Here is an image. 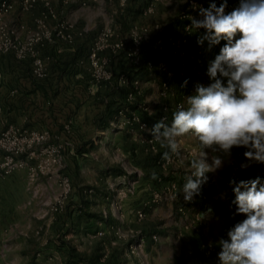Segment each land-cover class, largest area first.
<instances>
[{"label":"rangeland","instance_id":"obj_1","mask_svg":"<svg viewBox=\"0 0 264 264\" xmlns=\"http://www.w3.org/2000/svg\"><path fill=\"white\" fill-rule=\"evenodd\" d=\"M8 1L13 9L1 21L14 28L23 42L33 36L31 31H46V28L53 31L58 24H73L75 33L87 30L92 35L93 48L104 45L102 38L106 29H111L115 38L128 39L131 43L133 28H148L152 40L142 44L139 65L131 66L123 53L102 47L98 56L106 58L107 64L101 62L95 67L89 55L78 65L86 70V75L73 71L63 75L77 79V86L70 93L76 98L69 99L62 94L55 100L56 114L51 115L52 119L48 116L47 124L41 119L32 122L37 129L49 130L48 125L54 130L59 126L60 131L50 129L51 135L47 133L43 147L37 146V155L29 162L31 168H27L31 172L29 189L12 184L6 189L0 188V263L219 264L217 253L221 249L217 241L221 237L228 239L227 230L246 218L242 214L232 215L235 194L234 185L229 181L235 178L238 183L259 177L264 183V163L249 161L243 155L247 150L244 147L234 146L230 154L217 152L222 158V167L207 173L208 180L201 186L200 194L186 202L179 191L189 162L200 151L195 137L185 134L178 138L179 156L170 153V160H156L154 156L169 150L159 142L152 148L148 130L126 123L136 113L149 120L148 129H151L169 108L171 117L166 123L170 124L177 104L186 106V97L195 93L196 83H210L206 69L215 57V47L209 51L206 41L202 53L198 48L197 52L191 49L186 55H180L172 52L170 40H181L185 33L182 22L190 16L202 18L199 8L209 7L212 0H188L187 3L180 0H171V3L170 0H37L29 9L24 8L23 0ZM222 2L215 0L217 6ZM239 2L227 0L225 11L233 10ZM49 8L55 16L41 18ZM160 38L162 49L154 45ZM50 43L46 40L39 46L48 67V78L57 74L52 70ZM153 59L166 60L174 70L165 93L161 85L164 74H156L145 66L147 60ZM197 66H201L200 73L194 75L192 72ZM123 72L142 85V92L134 100L127 99L137 105L114 113L111 118L106 116L104 129L94 127V117L105 109L108 100L112 110H116L123 102L122 92L126 90L122 89H128V94L134 90L131 84H119ZM182 72L194 77L192 85L181 86ZM68 88L63 83L61 88L58 86L50 92L59 94ZM27 101L31 105L39 102V107L42 104L41 99ZM3 112L2 107L0 124L4 126L10 120L4 121ZM23 119L25 116L19 121L22 124ZM47 146L60 147L51 155L42 152ZM205 151L211 162L213 153L210 149ZM56 156L62 159L55 160ZM241 164L248 167L241 168ZM67 174L73 190L62 199L60 179ZM59 200H63V208L54 211ZM138 211L143 217L138 216ZM60 221L67 223L64 232L58 229ZM70 249L78 257L72 259Z\"/></svg>","mask_w":264,"mask_h":264},{"label":"clouds","instance_id":"obj_2","mask_svg":"<svg viewBox=\"0 0 264 264\" xmlns=\"http://www.w3.org/2000/svg\"><path fill=\"white\" fill-rule=\"evenodd\" d=\"M226 7L227 0L220 6L212 0L209 7L199 8L202 18H188L193 29H205L197 43L207 41L209 51L225 41L208 62L210 83H196L195 93L186 97V106H177L170 124L164 117L147 129L169 150L162 155L165 160L171 159L170 153L180 155L179 137L191 134L198 142L200 151L189 162L179 191L186 202L200 194L207 173L222 167V158L215 153L230 154L234 146L244 147L249 161L264 163V0H240L228 12ZM181 86H187V79ZM205 149L213 153L211 162ZM229 183L235 194L232 215L246 218L227 230L228 239L217 241L219 264H264V183L259 177L238 183L232 178Z\"/></svg>","mask_w":264,"mask_h":264},{"label":"built area","instance_id":"obj_3","mask_svg":"<svg viewBox=\"0 0 264 264\" xmlns=\"http://www.w3.org/2000/svg\"><path fill=\"white\" fill-rule=\"evenodd\" d=\"M37 0H23L24 8L29 9L34 5ZM13 9V5L8 0H3L0 3V54L7 52H14L18 59L23 60L27 57H31L33 59L32 66V75L38 79H45L48 77V67L46 64V60L42 58L39 53V46L44 45L46 40L53 41L54 36L61 37L65 39L67 42L72 43L74 40V25L73 24H58L56 28L52 31L46 28V25H42L46 28V31L43 29L35 31H31L33 36L28 39V41L23 42L20 40L17 31L14 28H10L6 23L2 22L1 19L4 15L10 12ZM49 16L54 17L55 13L49 8L47 12H44L41 18H48ZM42 20H40L41 26ZM24 28V26H21ZM200 29H193L191 24H187L185 26V33L181 40H174L171 38V44L175 48V53H179L180 55H186L187 52L183 49L184 44L187 43L188 38L193 32L199 31ZM104 49H110L114 52L123 53L125 58L128 60V64L131 66L139 65L141 63L140 52L142 44L146 42H150L152 40V36L150 34V30L148 28L139 29L137 27L133 28L131 31V38L128 43V39L115 38L114 32L111 29H106L104 31L103 36ZM206 42V41H205ZM154 45L160 49L163 47V39H157L154 41ZM215 46H218L215 45ZM214 46V47H215ZM102 47H92L90 53V59L93 66L97 67L99 64L104 63L107 64L108 60L106 58L101 59L98 56L99 50H102ZM199 53H202L204 50L202 49L203 45H200ZM102 62V63H101ZM145 66L150 70H157L159 73H163L165 79L162 80L163 93L168 89V84L172 76H174V70L170 67L169 63L166 60H161L159 62H155L153 60H147ZM184 72H182V75ZM99 77V74H97ZM186 78L183 80V82ZM119 84L121 86H126L127 84H131L134 90L128 94V100H134L136 95L142 92V85L138 79L129 78L128 74L123 72L119 77ZM188 85V79H187ZM120 86V87H121ZM178 105H183L182 103H178ZM176 106V109H177ZM2 110V106L0 104V111ZM166 117L165 122L168 120V115L164 112L161 116V119ZM126 123L129 125H136L139 130H147L149 127V123L142 120L141 117L133 113L132 116L128 117ZM47 139V133L40 132L35 129H22L11 125L5 129L0 130V177H5L13 173L18 169L31 168L29 166V162L34 159L37 155L36 148L37 146L43 144ZM157 141L151 137L149 139V143L152 148L155 149V143ZM60 146H56L52 148L47 146L43 149V153H48L54 155L55 152L59 151L58 148ZM57 158V157H56ZM55 158V160H56ZM41 167V166H40ZM60 187L62 189V199H66L69 194L72 193L73 187L70 176L62 175L60 179ZM63 208V200H59V202L54 206V211H59ZM138 216L143 217V213L138 211ZM156 239L157 236L154 235ZM1 264V263H0Z\"/></svg>","mask_w":264,"mask_h":264},{"label":"crops","instance_id":"obj_4","mask_svg":"<svg viewBox=\"0 0 264 264\" xmlns=\"http://www.w3.org/2000/svg\"><path fill=\"white\" fill-rule=\"evenodd\" d=\"M78 40H75V42L70 43L63 38L56 36L55 40H53V42L50 43L51 45H49L50 46L49 48L52 50L51 58L53 59V61H56L58 59L60 61H64L68 57H69L68 59H70V56L73 54L78 43L82 39H78ZM188 55H192V54L188 53ZM32 61L33 59L31 57H27L23 60H20L17 58L14 52L2 53L0 55V104H2L1 106L3 107V111H4L3 113L5 114L6 117L4 121L10 120L7 124H4V126L0 124V130L5 129L11 125H14L22 129L25 128L35 129L40 132H44V133L46 132L50 136L51 130L52 131L57 130L59 132L60 127L55 126L54 128L56 130H54L47 125L49 130L51 129L50 131L44 129H37V126L32 122L36 121L37 119H41L43 121L46 120L45 123L47 124L48 116L51 117L52 119L51 115L56 114L57 103L55 100L60 99L62 94L63 96L69 99L76 98L74 96H71L73 94L71 90H73L74 86L75 87L77 86L76 85L77 79H75L73 75L58 76V74L56 75L51 74V76H49L48 79L50 81L49 83L51 84H48L46 88L49 96L48 98H46L43 89H40L35 84V83H42L45 80L35 78L33 75L29 76L28 74L29 71L27 70L25 65L28 62L30 64L31 72H32V66H33ZM33 79H35V82H33ZM63 83L67 84V86L69 87L68 91L65 92L59 91V94H55V92H53L54 95H52L53 93H51L50 90L53 89L55 91V88H57L58 86H60L61 88ZM30 99H41L42 101L41 106L40 107L38 106L39 102L38 103L36 102L35 104L31 105L30 102L27 101ZM68 105L70 106L71 104L68 103ZM23 116H25V119H23L24 124L19 122L21 121ZM28 124L31 125L33 124L35 127H31V125L27 126ZM93 124L94 127H96L94 122ZM63 131L65 132V130ZM56 157L57 159H62V156H56ZM16 171H17L16 173H14L15 171L13 172L14 174L11 173L12 175L10 174L6 177L1 178L2 179L1 183L3 185L0 184V188L3 187V189H6L7 186H10L9 184H12L15 187L21 185L22 189L27 186L26 189H29L28 180L31 176L30 174L31 172H28L27 168H24L23 170L18 169ZM5 202H7V200Z\"/></svg>","mask_w":264,"mask_h":264},{"label":"trees","instance_id":"obj_5","mask_svg":"<svg viewBox=\"0 0 264 264\" xmlns=\"http://www.w3.org/2000/svg\"><path fill=\"white\" fill-rule=\"evenodd\" d=\"M182 24L184 25V26H186L187 24H191V22H190V20L188 19V20H184V22H182ZM205 33V29H203V28H201L199 31H195V32H193V34H191L190 36H189V38H188V41H187V43L186 44H184V47H183V49L184 48H186L185 49V51L186 52H189V50L191 51V49L192 50H196V52H197V50H198V48H200L199 46H200V44H198L197 43V39H198V37H200V36H202L203 34ZM55 38H56V36H54ZM55 38H54V40H55ZM78 39H82L79 43H78V45H77V47H76V49H75V51L73 52V54L70 56V59H65L64 61H60L59 59L58 60H56V61H53V63H52V70H55V71H57V74H58V76H62V75H64L65 73H67V72H69V71H73L75 74H79V73H84L85 75H86V70H82V68H80V67H78V65H79V62H80V60L82 59V60H87L88 59V57H89V55H90V53H91V50H92V35L90 34V33H88V32H86V31H84V30H82V31H78L77 33H74V40H73V42H75V40H78ZM79 41V40H78ZM72 42V43H73ZM225 43V41H221L220 42V44H218V46H215V49H213L214 50V53H215V55L216 54H218L219 53V50H220V48L223 46V44ZM172 47V46H171ZM50 52L52 53V50L50 49ZM172 52H175V48H173L172 47ZM122 53V52H121ZM177 54V53H176ZM1 55V54H0ZM124 55V54H123ZM155 62H159L160 60H157V59H153ZM26 68H27V70L29 71V76H32V72H31V67H30V64L27 62L26 63ZM201 66H198L197 68H196V70L195 69H193V70H195V71H193L192 73L195 75V74H197L198 75V69L200 68ZM136 71H138V70H136ZM155 72H156V74H159L158 73V71L157 70H154ZM140 78H142L143 76L141 75V74H137ZM182 75V74H181ZM183 76V79H188V84L189 85H192L193 84V82H192V79H194V77H190L189 75H188V73L186 74V73H184V75H182ZM49 78L47 77L46 79H43V80H45L44 82H42V83H35L40 89H43V91H44V94H45V96H46V98H48V96H49V94H48V92H47V85L48 84H51V83H49L50 81L48 80ZM89 79H90V77H89ZM168 81H170V80H168ZM33 82H35V79H33ZM189 88V87H188ZM122 90H126V91H123L122 93H123V102H121L120 104H119V106H117V108H116V110H112V108H111V102H110V100H108V104H107V106L105 107V109L103 108L102 110H101V112H100V114H98L96 117H95V119H94V123H95V125L97 126V127H99L100 129H104V127H105V125H104V118L105 119H107V117L106 116H108L109 115V117L111 118L112 116H114V113H118L119 111H123V110H125L126 108H129V106L131 107L132 105H137V102H135V104L133 103V102H130V101H128L127 100V95H128V89H122ZM121 90V91H122ZM100 94V93H99ZM52 95H54V93L52 94ZM113 111V112H112ZM163 113L164 112H162V115H163ZM167 115H168V118L169 117H171V114H170V109L168 108V111H166L165 112ZM161 115V116H162ZM130 116H132V115H130ZM140 117H141V119L142 120H144V121H146V122H148V123H150L149 122V120H147L144 116H141L140 115ZM160 119H161V117H160ZM159 121V120H158ZM83 152V151H82ZM84 152H87V150H85ZM164 153V152H163ZM155 157V159L156 160H160V158H162V154H160L159 153V155L157 156H154ZM125 173V172H124ZM82 195V194H81ZM60 227L58 228L60 231H62V232H64L63 231V229H66V226H67V223L65 224V221H63V222H61L60 221ZM58 230V231H59ZM62 236H64V235H62L61 234V240L62 241H64V239H63V237ZM64 244H66L67 245V243L66 242H64ZM71 251H72V253L71 254H69V256L72 258V259H74L75 257H78V256H76V255H79V254H75L74 252H73V250L72 249H70ZM73 255H75V256H73Z\"/></svg>","mask_w":264,"mask_h":264}]
</instances>
